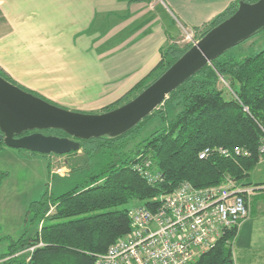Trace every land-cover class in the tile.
<instances>
[{"label": "trees", "instance_id": "trees-1", "mask_svg": "<svg viewBox=\"0 0 264 264\" xmlns=\"http://www.w3.org/2000/svg\"><path fill=\"white\" fill-rule=\"evenodd\" d=\"M238 1L230 3L208 22L192 27L195 37L200 38L230 16ZM260 31L264 27L257 32ZM190 46L176 42L162 47L155 66L121 96L103 106L101 112L132 99ZM223 54L171 90L157 108L126 132L114 137L78 139V150L84 155L92 156L95 152L106 155L104 167L69 190L54 196L44 193L32 201L28 211L29 220L37 226L35 233L10 239L0 259L6 257L3 261L18 264H95L93 254L104 252L128 232V204L155 202L159 194L171 191L181 181H188L196 188L223 185L229 180L251 185L255 194L249 203L258 202L257 196L264 195L263 183L244 180L262 158L259 146L264 143V48L240 59L221 57ZM0 75L13 82L1 68ZM156 118L159 125L140 137L141 130ZM47 131L68 136L61 129L41 130ZM205 147L210 151L206 157L199 158L198 153ZM220 148H225L228 154H222ZM235 148L248 153L235 154ZM25 152L43 157L55 154ZM145 160H150L152 170L160 175L153 183L132 168ZM47 168L51 169L49 161ZM3 174L0 172V178ZM237 229H227L192 264H230ZM38 242L42 245L34 247L30 255L23 251Z\"/></svg>", "mask_w": 264, "mask_h": 264}, {"label": "crops", "instance_id": "crops-1", "mask_svg": "<svg viewBox=\"0 0 264 264\" xmlns=\"http://www.w3.org/2000/svg\"><path fill=\"white\" fill-rule=\"evenodd\" d=\"M233 1L0 0V68L29 90L88 91L103 107L155 66L162 47L182 38L181 25L200 26ZM256 199L233 243L243 264H264V195Z\"/></svg>", "mask_w": 264, "mask_h": 264}, {"label": "water", "instance_id": "water-1", "mask_svg": "<svg viewBox=\"0 0 264 264\" xmlns=\"http://www.w3.org/2000/svg\"><path fill=\"white\" fill-rule=\"evenodd\" d=\"M262 27L264 0H239L230 16L206 31L132 99L99 113L60 107L0 75V140L8 147L42 154H64L79 149L78 139L124 133L157 108L185 79ZM49 128L61 129L68 136L40 131ZM34 129L36 131L22 134Z\"/></svg>", "mask_w": 264, "mask_h": 264}, {"label": "built area", "instance_id": "built-area-1", "mask_svg": "<svg viewBox=\"0 0 264 264\" xmlns=\"http://www.w3.org/2000/svg\"><path fill=\"white\" fill-rule=\"evenodd\" d=\"M181 28L183 36L178 42L192 45L197 41L192 30L184 25ZM209 151L208 147L203 148L198 157H206ZM259 151L264 160V143L260 144ZM220 152L228 154L225 148H220ZM233 152L248 153L240 148ZM132 168L149 183L160 176L152 170L150 160L133 164ZM254 192L253 186L239 185L232 180L205 188L181 181L171 191L159 194L155 202L129 207L128 232L104 252L93 254L95 264H192L227 229L238 228L249 214V201ZM37 245L42 243L30 249ZM231 259L230 264H243L234 255Z\"/></svg>", "mask_w": 264, "mask_h": 264}, {"label": "rangeland", "instance_id": "rangeland-1", "mask_svg": "<svg viewBox=\"0 0 264 264\" xmlns=\"http://www.w3.org/2000/svg\"><path fill=\"white\" fill-rule=\"evenodd\" d=\"M187 28L194 33L192 27ZM178 41L179 39L177 43H182ZM262 48H264V31L256 32L246 40L228 48L221 57L240 59L254 54ZM20 86L27 89L22 85ZM40 89H42L41 86ZM35 93L55 105L60 107L64 105L63 108L67 106L70 108L69 110L73 111L99 113L103 108L97 106L99 102L95 99L90 101L86 97L88 91L80 93L69 90L57 92L42 89ZM103 94L106 96L105 93ZM159 123L160 121L157 118L154 119L141 130L140 137L153 131ZM47 134L52 133L48 132ZM4 147L6 149L0 152V171H6V175L0 182V203L2 205V211H0L2 217L0 254L7 251L10 239H16L21 235L31 236L35 233L37 226L29 220L30 213L28 211L32 201L40 199L44 193L54 196L71 189L75 184L83 182L91 173L100 172L107 160L106 155L100 152H95L92 156H86L78 150L73 154H49L43 157L40 154L27 153L22 149ZM47 160L50 168L53 169L51 173L46 169ZM244 181L252 184L264 181V161H259ZM134 204V202H131L128 207ZM30 247L23 250L28 255L34 249H30ZM231 255H234L235 258L237 256L233 246ZM5 259L7 258L0 259V264H18L17 261H3Z\"/></svg>", "mask_w": 264, "mask_h": 264}, {"label": "flooded vegetation", "instance_id": "flooded-vegetation-1", "mask_svg": "<svg viewBox=\"0 0 264 264\" xmlns=\"http://www.w3.org/2000/svg\"><path fill=\"white\" fill-rule=\"evenodd\" d=\"M48 130V129H47ZM33 131H36V129H34V130H28V131H26L25 133H30V132H33ZM41 131V130H40ZM25 133H22V134H25ZM47 134V133H46ZM21 135V134H20ZM19 136V135H18Z\"/></svg>", "mask_w": 264, "mask_h": 264}]
</instances>
